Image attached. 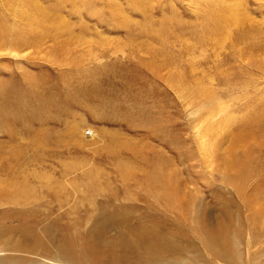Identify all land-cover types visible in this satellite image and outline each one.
<instances>
[{"label":"rangeland","instance_id":"rangeland-1","mask_svg":"<svg viewBox=\"0 0 264 264\" xmlns=\"http://www.w3.org/2000/svg\"><path fill=\"white\" fill-rule=\"evenodd\" d=\"M214 1L0 0L3 257L264 264V0Z\"/></svg>","mask_w":264,"mask_h":264},{"label":"bare ground","instance_id":"bare-ground-1","mask_svg":"<svg viewBox=\"0 0 264 264\" xmlns=\"http://www.w3.org/2000/svg\"><path fill=\"white\" fill-rule=\"evenodd\" d=\"M194 1V0H193ZM219 6H220V9H219V12L220 15H223L224 17V20L227 19L226 16H229L231 17V13L230 11H228L227 9L225 10V8H222L223 6L225 7H228L229 9L233 10L235 5L234 4H227L226 3V0H224V2L222 1H219L218 0H215ZM214 1V2H215ZM240 1V0H239ZM235 1H233L234 3ZM231 3V2H230ZM237 5V4H236ZM238 6V5H237ZM236 6V8H237ZM235 11V10H234ZM233 11V12H234ZM232 12V13H233ZM228 13V14H227ZM236 14H239V13H236ZM235 16V15H234ZM232 18V17H231ZM236 19V17H234ZM230 20V18H229ZM232 20V19H231ZM234 20V19H233ZM237 20V19H236ZM239 21H236L235 23L237 24ZM232 24H234V22H232ZM19 51L15 50V48H12V47H0V57L4 54H10L12 56H18L19 55ZM25 54V53H24ZM263 69V68H262ZM193 93L195 94H199V95H207V92L204 91V90H196L194 91ZM209 106H212L211 104H208ZM218 106H212L211 108V116H215V114L217 113V111L215 110ZM221 106H219L220 108ZM216 111V113H215ZM231 117V116H230ZM226 119V118H225ZM223 119V120H220L218 121L217 123H213L211 122L207 128H206V132L205 134L207 135H212L211 136V139L212 141H207L205 139L202 140V142L200 141V146H201V149L203 150L204 153L210 155V157L213 156L214 154V151H215V147H217L215 145V134L214 133H220L221 131H226L228 124H229V120L227 119V121ZM221 129V130H220ZM73 133V136L75 137H79V131H78V128H74V130L72 131ZM221 147V146H220ZM223 147V146H222ZM224 149V147H223ZM226 153V152H225ZM114 154V157L117 158L119 157V153L118 152H113ZM215 155V154H214ZM215 157V156H214ZM216 159V158H215ZM215 161V160H214ZM228 161V160H227ZM212 162V161H211ZM227 165V164H226ZM235 174V173H234ZM226 222V221H225ZM199 225V224H198ZM224 226V225H223ZM199 227V230L201 233H204V229H207V234L209 235L210 234V237L208 238H204L203 239V243L205 244V246L207 247V249L209 251L212 252V254H214L216 256V258H219V260H226L229 259V262L232 263L234 262L235 264H242V254H241V250H244V249H241V243H240V240L241 239H235L233 238V241H231V243L229 242V239L228 237L222 233V228L220 226H217L215 228H212L211 225L205 221V219H201V224L198 226ZM214 227V226H213ZM237 228V226H236ZM235 229V228H234ZM235 231V230H234ZM240 231V230H239ZM199 232V231H198ZM240 236V235H239ZM232 239V237H231ZM235 239V240H234ZM243 246V245H242ZM90 251L94 252L93 249H90ZM259 253H261L259 251ZM91 254H94V253H91ZM214 256V257H215ZM262 256V255H261ZM264 256V255H263ZM0 264H19L20 261H22V255H16V258L14 259H10V258H6V257H3V254L2 252L0 251ZM232 260V262H231ZM115 261V259H113V262ZM216 261V260H215ZM223 262V261H222ZM229 263V264H230ZM101 264V263H100ZM221 264V263H220ZM233 264V263H232Z\"/></svg>","mask_w":264,"mask_h":264}]
</instances>
